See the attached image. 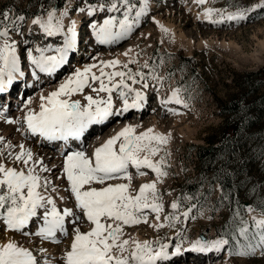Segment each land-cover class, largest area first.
<instances>
[{"label": "rangeland", "instance_id": "rangeland-1", "mask_svg": "<svg viewBox=\"0 0 264 264\" xmlns=\"http://www.w3.org/2000/svg\"><path fill=\"white\" fill-rule=\"evenodd\" d=\"M102 2L104 0H64L61 8L49 6L46 12L41 14L45 18L48 11L55 10L57 16H59L60 13L67 10V16L63 17L64 30L67 31L72 22H75L79 41L77 42L78 45L76 44L74 53L69 54V62L58 69L55 74L49 75L47 80L40 82L37 78L32 77L31 79L30 67L33 68L34 66L27 58V51L32 50L34 55H38L35 52L37 47L58 46V42H63V37L62 35L47 37L41 33L38 26L31 23L35 16L28 15L33 13L35 8L30 4V0H0V12L9 11L13 19L18 15L25 17L23 21L9 24V38L10 41H15L17 44V53L20 56L24 75L21 79L22 83L19 82L23 85H17L16 89L13 84L11 89L14 88V92L10 93L6 99H0V137L3 138L0 141V163L5 164L6 167H15L18 170L24 167L13 159L20 152L18 138L21 140L22 137L25 142H23L24 148L27 150L29 149L25 145L28 142L33 148L44 149L48 147L47 145L41 147L42 145L37 142L36 136H26L24 132L20 133L19 131L20 129L24 130V125L23 119H20L22 116L19 117L16 113L18 108L19 111L21 110L27 95L34 97H32V103L28 104V111L33 107L32 110L36 111L40 104V96L43 94L46 96L48 93L55 91L77 68L83 69L86 65L99 64L100 61L113 59L120 60L121 65L128 63L129 59L135 60L137 63L129 64V68L133 72L141 70L148 74L150 70H154L155 76L159 78L152 79L149 77L146 81L149 85L147 88L143 87V82L131 84V81H128L134 89L142 93H148L147 98L150 103L146 105L147 108L143 112H136L133 109L123 115L111 117V120L109 119L101 128L99 127L93 132L90 131L88 138L81 143L83 151L91 155L92 147L95 144L98 147L102 143L96 142L99 140L97 136H101L100 139L107 134L114 136L123 128V126L119 127L118 125L127 122L136 127L138 124L135 122L137 121L143 122V124L139 123L138 132L153 128L155 132L170 137L167 144L162 146L160 153L152 158L156 161L164 157L165 171L168 173L167 176L162 178L161 182H157L160 202L163 204L160 221H156L155 213H150L148 223H141L133 227L126 226L124 228V238H131L140 242L152 241L154 247L159 246L155 243L157 241L160 244L169 245L166 249L169 253L168 259L158 261L157 264H264V250L260 247H256L254 253L245 256L231 254L232 249L247 242L239 243L236 247L226 245L222 251L217 253L214 259L213 257L208 258V256L196 258L188 255L185 262L179 261V259L170 260L171 255H174V253L177 254V257L181 256L182 253L176 252L177 246L182 249L184 245L200 239L211 241L223 237L215 229L216 224L223 220L224 215L223 209H217L216 207V205H220L219 185L217 183L212 185L203 184L195 196L185 193L179 185L185 182L197 183V171L194 167L196 155L191 147L193 145H204L206 138L218 132L225 119L220 114L221 105L233 97L237 91H240L239 88H236L237 85L249 83L245 79L248 72L257 71L259 68L264 67V48L262 47L264 41V7L260 6L264 5V0H207L204 5H198L195 0H186V3H183L185 0H149L147 15L141 17L139 26L135 27L128 37L117 43L101 46L92 35L91 25L102 23L109 15L120 16V13H108L107 11H96L93 16L88 15L87 8L89 4L98 6ZM206 8L222 10L225 15L235 13L238 10H246V15L242 20L237 19L230 22L224 20L219 23L220 25L197 21V17L203 15ZM213 18L219 19L221 16L214 14ZM78 19L81 20L78 22ZM159 25H163L164 28L168 29V32H163ZM145 63L150 65V68L142 67ZM115 70L124 69L117 66ZM92 71L99 75V68H94ZM105 71L110 72L113 69H105ZM38 72L37 70V76ZM27 80L31 81V84L37 85L27 89ZM116 80H119V78H116ZM249 80H252V76ZM159 81L163 83L162 94L166 96L164 100L168 98L174 89H180L179 95L183 100V104H181L182 106H176L177 111L172 115L167 113L170 107L167 105L166 111V105L161 103L162 100L158 102L156 98ZM94 86L99 87V84L97 83ZM84 94H92L94 98L97 95L91 91V88H85L83 94H76L75 99H73L80 100L81 104H85ZM99 95L106 98L105 93ZM131 99L130 95V102ZM35 102L38 104L35 105ZM113 102L116 109L122 107L116 92L113 93ZM158 103L162 106H158ZM155 115H157V121H155L154 126L150 120ZM9 120L18 122L10 124L8 123ZM2 121H4V124L1 123ZM261 136H264V134ZM248 143L249 145L253 144ZM8 145L11 147H8ZM49 147L52 151L58 150L56 145ZM253 152L257 153L258 150L254 151L253 149ZM66 153L67 151L60 154L62 156ZM41 154L43 152H39L42 157ZM33 160L43 161L46 167L49 168L55 158L51 156L47 161H44L45 157L38 160L33 155ZM62 165L47 172H41L39 165L36 167V172L50 182L48 192H44L43 189H40V191L46 196L51 195L60 210L65 207L74 208V198L71 197L68 191ZM258 167L264 177V165L255 166V168ZM59 172L62 173L59 174ZM146 174L143 176L137 173L131 174V191L133 194L138 191L142 184L156 180V175L152 171ZM127 182L123 179L108 181L111 184ZM52 187H55V192L51 191ZM173 202L178 203L179 208L177 210L171 208ZM248 208L245 216V220L249 222L248 225L252 224L254 218L264 219V213L252 206V212H250ZM189 209H191L189 218L185 219L183 213ZM43 211L44 209L39 210L40 215L43 214ZM169 215L180 217L175 227L165 226L156 230L150 226L156 223L167 225L164 218ZM241 221L244 222L242 219ZM41 224V219L33 218V221L24 229L29 234L24 235L21 232L7 230L2 223V218H0V244L12 241L21 247L27 248L33 253L38 264H62L64 254L62 250H68L71 229L68 237L58 233L57 239L61 243L56 244L50 241H42L41 238L34 235ZM88 227V224L85 223L82 225V230L87 231ZM257 244L258 238L254 245ZM42 249L43 251H41Z\"/></svg>", "mask_w": 264, "mask_h": 264}, {"label": "snow or ice", "instance_id": "snow-or-ice-1", "mask_svg": "<svg viewBox=\"0 0 264 264\" xmlns=\"http://www.w3.org/2000/svg\"><path fill=\"white\" fill-rule=\"evenodd\" d=\"M198 5H204L207 0H195ZM138 3V7H137ZM149 0H104L98 6L89 4L88 15H94L96 11L108 13H120V16L109 15L102 23L91 25L92 35L100 45H111L128 37L135 27L139 26L141 17L147 15ZM264 7V5H260ZM83 11V10H82ZM246 11V10H245ZM245 11L225 13L222 10L206 8L203 15L211 23H221L226 18L229 21L244 19ZM65 10L57 16L55 10L47 12L46 19L36 15L31 21L39 27L47 37L63 36V44L56 48L35 49L27 51V58L34 66L31 75L38 79L37 70L48 75L53 74L69 62V54L76 48L75 22L64 30L63 17L67 16ZM214 14L221 16V20H213ZM25 17L18 15L12 18L9 11L0 12V93H5L13 86L16 74L23 76L20 71V56L17 53V44L10 41L9 24L23 21ZM8 22V23H5ZM159 24L158 21H156ZM165 33L168 29L159 25ZM46 52H55V55H46ZM127 55V53H125ZM137 61L129 59L128 63L121 65L120 60L113 59L92 63L83 69L77 68L59 87L46 96H40L39 111H29L24 116L27 131L32 136H38L46 141L78 140L91 126L102 124L111 117L128 113L131 109H140L146 99L144 93L134 89L131 84L143 82V87L149 85L146 82L149 77L159 79L154 70L148 74L138 70L133 72L129 64ZM120 66L124 70H115ZM142 67L150 68L145 63ZM99 68V75L92 70ZM113 69V71H105ZM119 78V80H116ZM107 81V83H106ZM99 87H95V84ZM85 88H91L96 93L84 95L85 104L80 100L72 99L76 94H83ZM118 94L122 107L115 108L113 93ZM105 93L106 98L100 96ZM180 89H174L169 97L162 100V104H183L180 98ZM131 95V102L129 96ZM31 104V100L28 101ZM185 107L187 105H184ZM27 107V105H26ZM18 121L9 120L8 123ZM168 135L157 133L153 128L137 133L136 127L124 126L118 133L111 136L99 147H96L91 155L84 151H71L64 155L63 173L68 184V191L74 198V208H57L56 201L51 195H44L40 191H49L50 182L42 178L37 172L39 165L41 172L49 169L43 165V161H34L30 150L20 145V152L13 159L24 167L18 170L15 167H6L0 163V218L7 230L29 233L24 229L33 218L42 220L35 236L42 241H50L59 244L57 234L64 237L70 235L71 240L68 250L63 254L62 264H157L166 260L169 253L167 244L154 247L152 241H137L125 239L124 228L148 223V215L155 213L156 221H160V213L163 204L160 202V194L157 190V182L167 176L165 160L161 157L154 161L162 146L167 144ZM0 137V141H2ZM8 147H11L8 145ZM135 168L141 176L146 173L141 169H150L156 175V180L142 184L135 194L131 191L132 176L129 168ZM123 179L127 183L111 184L108 181ZM55 192V187L51 188ZM173 210L179 208L178 203L171 204ZM44 209L40 215L39 210ZM248 210H252L249 206ZM191 209L183 213L185 219L189 218ZM164 223L150 225L159 230L162 227H175L180 217L166 216ZM87 223L88 230L83 231L82 225ZM251 238H258V244L253 245ZM239 238L248 243L239 244ZM237 243L239 247L232 249L231 254L245 256L254 253L256 247L264 250V219H253L251 225L244 222V226L238 230ZM229 240L223 237L211 241L200 239L194 242L190 250L202 253L220 252ZM43 251V249L41 250ZM180 249L177 246L176 252ZM0 264H38L33 253L17 243L9 241L0 244Z\"/></svg>", "mask_w": 264, "mask_h": 264}, {"label": "trees", "instance_id": "trees-1", "mask_svg": "<svg viewBox=\"0 0 264 264\" xmlns=\"http://www.w3.org/2000/svg\"><path fill=\"white\" fill-rule=\"evenodd\" d=\"M63 3L64 0H30L35 9L28 16L41 15L49 6L61 8ZM245 79L249 83L237 85L240 91L221 105L220 114L225 118L222 127L206 138L204 145L191 147L196 155L197 183L179 185L190 196H195L203 184L219 185L220 205L216 207L222 208L224 215L215 229L229 240L228 247L238 245V230L244 222L249 223L245 220V201L264 213V177L260 168H255L264 165V67L248 72ZM252 231L250 242L254 243L257 238H251ZM242 242L248 243L239 238Z\"/></svg>", "mask_w": 264, "mask_h": 264}, {"label": "bare ground", "instance_id": "bare-ground-1", "mask_svg": "<svg viewBox=\"0 0 264 264\" xmlns=\"http://www.w3.org/2000/svg\"><path fill=\"white\" fill-rule=\"evenodd\" d=\"M184 1V0H183ZM183 3H186V0H185V2H183ZM83 15V14H82ZM97 15V14H96ZM245 15H246V12H245ZM86 16V15H85ZM93 16V15H92ZM225 17H226V15H225ZM45 19H46V17H45ZM212 19L213 20H221V18H219V19H214L213 17H212ZM81 19H78V22L80 21ZM197 21H203V22H206V23H211V22H209V20H207L206 18H205V16L204 15H201V16H199V17H197V19H196ZM224 20H226V21H229V20H227L226 18H224L223 19V21ZM77 21V20H76ZM90 21V20H89ZM233 21V20H232ZM230 22V21H229ZM76 24H78V23H76ZM212 24H214V23H212ZM215 24H219V23H215ZM220 25V24H219ZM69 26V25H68ZM41 31V30H40ZM41 33H42V31H41ZM76 34H77V36H76V44H77V42L79 41V34H78V31L76 30ZM63 37V36H62ZM94 37V36H93ZM63 39H64V37H63ZM52 40V39H51ZM62 44H63V42H58L57 43V45L58 46H49V47H51V48H56V47H60V46H62ZM78 45V44H77ZM264 41L262 42V47L264 48ZM102 46V45H101ZM46 48H48V47H46ZM46 55H55V52H46L45 53ZM30 69H31V72H30V76H31V79H32V75H31V73H32V71H33V68L32 67H30ZM20 71L21 72H23V68H22V65H21V62H20ZM56 72H58V71H56ZM56 72H54L53 74H55ZM49 75L48 74H45V73H39L38 72V80H40V82H42V81H44V80H47L49 77H48ZM41 78V79H40ZM22 76L21 75H19V73L18 74H16V79L14 80V85L16 86V89H17V85H19L20 83L19 82H21L22 80ZM28 81V80H27ZM22 83V82H21ZM38 83H39V81H38ZM160 83H161V81H160ZM21 85H23V84H20V86ZM26 85H28L26 88L27 89H30L31 87H34L35 85H37V84H31V81H28V84L26 83ZM40 87V86H39ZM46 87V86H45ZM47 88V87H46ZM50 88H51V86H50ZM13 89L14 88H12L11 89V87L5 92V93H0V99H6L7 98V96L10 94V93H12V92H14L13 91ZM21 89V88H20ZM26 89V90H27ZM48 89H49V87H48ZM53 89H55V88H53ZM42 90V89H41ZM40 90V91H41ZM47 92V91H46ZM46 92H45V94H46ZM41 93H43L42 91H41ZM163 92H162V90L161 91H159L158 92V95L160 96L159 97V99H158V102L160 101V100H163L164 99V97H162L163 96V94H162ZM38 94V93H37ZM147 94L148 93H144V95L146 96V99L143 101V103H142V107L140 108V109H134V111H136V112H139V111H141V112H143L144 110H145V108H147V106L146 105H148L150 102H149V99L147 98ZM44 95V94H43ZM85 95V94H84ZM92 95V94H91ZM34 96H35V93H34ZM80 96V95H79ZM32 95L31 96H29V95H27V99H26V101H25V103H24V105L21 107V110L19 111V108H18V112L16 113L17 114V116H19V117H21L22 116V118H20L22 121H23V125H24V130H22V129H20L19 131H20V133L21 132H24V134L27 136V135H31V133H29L28 131H27V126H26V124L24 123V116L26 115V113L28 112V109H27V107H29V105H28V101L29 100H32ZM37 97V96H36ZM35 97V98H36ZM81 97V96H80ZM169 97V96H168ZM34 98V97H33ZM74 98V96L72 97V99ZM38 99V98H37ZM36 99V100H37ZM75 99V98H74ZM80 99V98H79ZM82 99V98H81ZM38 102H39V100H38ZM32 103V102H31ZM36 103V102H35ZM5 104V103H4ZM38 103H36L35 105H37ZM26 105H27V107H26ZM34 105V106H35ZM82 105H83V103H82ZM158 106H162L161 104H157ZM166 105V111H167V107L169 106L170 107V109L168 110V112L167 113H170L171 115L173 114V113H175L176 111H177V108H176V106H182L181 104H176V103H168V104H165ZM168 105V106H167ZM32 108V107H31ZM34 108V107H33ZM32 108V109H33ZM36 108V107H35ZM31 109V110H32ZM131 110H133V109H131ZM131 110L129 111V112H131ZM158 110V109H157ZM37 112L39 111V105H38V109L36 110ZM153 112H155V111H153ZM21 113H23V115H21ZM136 114V113H135ZM156 116L157 115H155V116H153V117H151V123L155 126V121H157L156 120ZM111 120V119H110ZM0 121H1V119H0ZM118 121V120H117ZM120 121V120H119ZM137 121V120H136ZM107 122V121H106ZM106 122H104V123H102V124H96V125H91L86 131H85V133L81 136V139L80 140H69V141H46V140H44L43 138H40V137H38V136H36L37 137V142L40 144V145H42L41 147H45L44 145H47L48 147L47 148H33V146H30V144H26L25 146L32 152V154L33 155H35V158L37 159L38 158V160H40L41 158H44L45 157V160L44 161H47L48 159H49V157H51V156H54V158H55V161L53 162V163H51L50 164V167L48 168L49 170H53V169H57L58 168V166L60 165L61 166V164H63V161H64V155H62L61 156V154L60 153H63V152H65V151H67V152H71V151H83V149H82V146H81V143H83V142H85V139H87L88 138V135H90V131H96L97 129H99V127L101 128L103 125H105V123ZM1 123H3L4 124V121H2ZM6 123V122H5ZM119 123V122H118ZM121 123V122H120ZM133 123V122H132ZM135 123H137L138 125H136V130H137V133H139L138 132V128H140L139 127V121H137V122H135ZM150 123V124H151ZM140 124H143V122L142 123H140ZM157 124V123H156ZM7 125V124H6ZM126 125H132V126H134L135 127V125H133V124H129V123H127V122H123V124H120V125H118L119 127L120 126H126ZM119 127H117V128H119ZM25 131H27V132H25ZM7 134V133H6ZM97 134V133H96ZM21 135V134H20ZM98 135V134H97ZM96 135V136H97ZM112 136V135H111ZM110 134H107V135H105V136H103L101 139H100V137L101 136H97V138L100 140H98V139H96V140H98V141H96V142H102L101 144H103L107 139H109L110 137ZM18 137V136H17ZM40 138V139H39ZM18 140V144H20V145H23L25 142H24V140H22V137H21V140L18 138L17 139ZM40 140V141H39ZM24 142V143H23ZM100 144V145H101ZM56 145V147L58 148V150L57 151H52V149L49 147V146H51V147H53V146H55ZM99 145V146H100ZM24 146V145H23ZM98 146V147H99ZM97 147V144H95L93 147H92V153H93V151H94V149ZM60 149H62V151H60ZM47 150V151H46ZM39 152H43V154H41L42 155V157L39 155ZM54 152H56V153H54ZM60 152V153H59ZM85 152V151H84ZM50 154V155H49ZM43 165L46 167V164L45 163H43ZM40 169V168H39ZM39 171V170H38ZM55 171V170H54ZM129 173H137V170L135 169V168H132V167H130L129 168ZM140 171H143V172H145V173H147V172H149V171H151L150 169H141ZM40 172V171H39ZM62 173V172H61ZM60 172H59V174H61ZM52 174V173H51ZM138 174V173H137ZM145 175H147V174H145ZM137 176V175H136ZM140 177V176H139ZM139 179V178H138ZM139 181V180H138ZM123 182V181H122ZM250 211V210H249ZM250 212H252V210L250 211ZM35 230H37V229H35ZM194 244V242H191L190 244H187V245H184L183 247H182V249H180L181 251H179L180 253H182L181 254V256L180 257H177L176 255H175V253H174V255L172 254L171 255V259L170 260H177V259H179V261H183V262H185V260L187 259V257H188V255H192V256H194V257H201V256H203V258L204 257H207L208 256V258L209 257H213V259L216 257V255H217V253L218 252H215V251H213V252H208V253H202V252H198V251H193V250H190L191 248H192V245ZM68 249V248H67ZM66 250V249H65ZM59 251V250H58ZM67 251V250H66ZM66 251H64V250H62V252H66ZM200 254V255H199ZM60 256V255H59ZM57 257V256H56ZM63 257V256H62ZM56 259V258H55ZM167 260V259H166ZM158 263V262H157ZM182 263V262H181Z\"/></svg>", "mask_w": 264, "mask_h": 264}, {"label": "water", "instance_id": "water-1", "mask_svg": "<svg viewBox=\"0 0 264 264\" xmlns=\"http://www.w3.org/2000/svg\"><path fill=\"white\" fill-rule=\"evenodd\" d=\"M244 205L248 206V202H247V201H246V202H244Z\"/></svg>", "mask_w": 264, "mask_h": 264}]
</instances>
